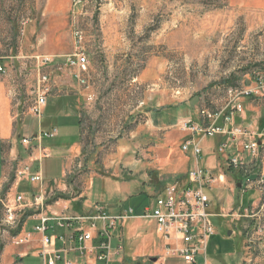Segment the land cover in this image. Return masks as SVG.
<instances>
[{
	"label": "rangeland",
	"instance_id": "1",
	"mask_svg": "<svg viewBox=\"0 0 264 264\" xmlns=\"http://www.w3.org/2000/svg\"><path fill=\"white\" fill-rule=\"evenodd\" d=\"M11 1L6 10L11 33L6 42L19 55H57L62 63L64 55L75 51L74 32H82L81 46L89 60L86 85L70 77L67 65L64 77L67 75L70 82L63 85L79 97L78 112L87 150L102 146L108 158L120 141L132 146L142 163L152 162L144 164L145 168L137 174L148 187L133 185L127 195L121 194L118 182L124 178L121 171L126 170L122 163L118 177L108 168L87 172L81 166L84 180L88 177L86 181H90L96 176L86 190L87 200L99 203L111 213L118 207L132 208L131 217L124 223L125 237L132 235L133 240L159 246L153 221L142 217L144 208L151 206L157 195L155 186L151 185L158 181V173L162 172L167 184L180 176L177 173L182 168L191 169L196 163L191 150H181L180 142L184 139L179 127L153 131L148 126L146 113L188 100L197 111L215 110L225 104L228 87L246 84V80L256 82L257 75L264 74V10L244 11L230 6L229 0H83L80 3L55 0L53 9H62L56 16L45 12L47 0ZM22 22L25 23L22 25ZM51 70L53 74L54 68ZM251 96L255 109L246 110V122L257 111L261 119L264 117V98L259 94ZM32 97L28 90L20 103L22 110L29 106ZM62 103L60 98L48 99L45 113L51 114L53 107ZM67 103L73 109L74 102L68 99ZM36 122L37 119L33 121V128ZM194 138L202 148V156L197 161L199 167H216L215 176L226 175L223 182L218 180L207 190L210 210L226 212L253 203L258 194L240 193L236 183L241 184L243 178L233 177L236 169L228 168L217 153L215 157V139ZM155 143L154 151L151 146ZM41 169L45 176L56 174L60 162L57 158L44 159ZM150 170L157 171V177L149 175ZM77 184L81 186V182ZM1 210L0 253L13 243L12 238L21 225V222H6ZM20 215L19 212L18 221ZM229 219L211 217L216 234L207 243L210 264H220L219 260L224 257L233 264L230 258L240 251L245 238L241 229L244 219H239L237 224L234 223L237 220ZM229 231L232 233L228 234ZM155 256L161 258V251ZM24 262L39 264V259L26 256ZM197 264H201L200 257Z\"/></svg>",
	"mask_w": 264,
	"mask_h": 264
},
{
	"label": "crops",
	"instance_id": "2",
	"mask_svg": "<svg viewBox=\"0 0 264 264\" xmlns=\"http://www.w3.org/2000/svg\"><path fill=\"white\" fill-rule=\"evenodd\" d=\"M9 1L11 0H0V51L5 53L3 57L0 58V64L6 68L5 73H0V197H4L5 194V196L10 194L12 195L13 192H17L23 195V199L26 202L32 199L33 196L38 195L40 192H45L47 195H51L52 193L53 195L47 197L44 200L43 211H41L37 206L33 207L32 205H28L20 212L21 225L18 233L30 232L31 239L25 244L15 245L12 243L3 248L0 253V264H25L24 258L26 256H34L38 258L40 264L41 258L39 256V251L41 249V234L34 230L35 225L39 223L40 217L44 214L49 216L86 215L91 213L94 205L97 204V202H88L86 192L90 185V181L96 176H92L90 181H86L89 180L88 177H86L84 180L85 175L83 177L82 173H80L81 166L83 169H86L87 172L91 169L99 170L101 168H108L113 171V175L118 177L120 175V164L122 163V165L126 167L127 171H121L122 175H124V178L116 180H118L121 185V194L127 195L133 185L140 184L141 186L146 185L148 187V183H145L143 179H140L137 174L145 168L144 164L149 165L152 162L147 161L146 163H142L140 158L135 156L136 153H134V150H132V146L121 143L120 141L117 142L116 148L112 150L108 158L106 157V151H104L102 146L100 148H97L98 146H96L89 149V151L87 150L83 136L81 116L80 112H78L79 97L76 92H70L68 88H66V85H63L70 82L67 75V78L64 77V74L66 73L65 70L68 69L69 73L71 71L70 77L73 78L72 71L74 69L70 67L66 69V64H64V61L59 63L58 57L51 65H48L44 69L50 75V91L47 94L46 103L43 106L40 117L28 113L23 115L21 114L20 103L21 100L27 95L29 88L35 84L36 69L34 68L33 63V65L28 63V67L25 68V63L23 60L19 59V57L31 56L32 54L19 55V53L16 52V48L9 46V43L6 42V40L10 38L9 34L11 33V22L9 21V16L6 12V10L9 9ZM54 1L55 0L46 1L45 12H47V14H55L58 16L60 15L62 9H53ZM229 3L230 6L237 9H243L244 11L264 10V0H229ZM11 5L14 6L12 1ZM19 49H21V47ZM12 66H14L15 69H12ZM52 68L55 70L53 71V74L51 72ZM64 78H66V80ZM248 83L252 84L253 81L246 80V84ZM63 90L68 91L64 93ZM251 97L252 96L242 98L244 111L242 115H237L234 121L236 124L243 125L250 131L257 133L260 142L264 144V117L262 119L259 117L260 111H257L249 122L245 121L246 110H248V108H252L253 110L255 109L251 104L253 101L251 100ZM57 98L62 99V105L58 104L54 106L51 114H46L45 112L47 110L48 99L54 100ZM68 99L74 102L73 109L71 105L67 103ZM248 100L249 102H247ZM246 103H248L247 106ZM191 105V100H188L183 101L178 105H169L164 108H155L151 111H148L146 113L148 126L153 131L158 132L159 130L176 125L181 130V137L184 140L187 138L195 139L194 137L196 135L189 134V132L182 130L180 126V124L186 120H191L194 123L202 122L201 117L199 116V111H197L194 105H192L193 108H189ZM44 113L45 116L43 117L42 115H44ZM73 113L75 120H73ZM35 119H37V122L36 126L33 128V121ZM217 123L223 124L224 122L222 119H219ZM226 126L229 127L230 124H226ZM52 129L55 130L53 137H43L41 139V146L46 153L41 162L44 159L57 158L60 162V170H58L56 174H47L45 176L41 169V163L39 165L38 162H32V170L36 171L39 169L42 180L29 181L24 179L20 181L16 187L12 186V168L18 160L27 161L29 152V149L20 143V138L22 136L34 135L39 131H51ZM213 138L215 139L214 147H217L219 143L226 140L228 137L226 134H217L213 136ZM163 139H166V137L161 138V140ZM245 139L246 137L244 136L238 137L233 143L234 147L231 148L229 152L240 150V143ZM183 141L181 140L180 145ZM156 147L157 143L151 146L152 150L154 151V148ZM219 156H221V160L224 161V157L222 155ZM240 156L246 161V168L236 169V176L233 177L243 178L241 186L236 187L240 190V193L250 191L254 194H258L257 199L253 203L244 205L242 207L247 208L259 199L260 192L255 187L247 186L246 182L259 177L261 170L264 176V168H261L260 162L252 160L251 156L246 152L240 153ZM186 158L189 159V157ZM194 161L196 163L195 158ZM210 169L214 171L216 167H211ZM187 171L188 168H182L180 172L177 173L180 175L177 178L185 175ZM231 171H233V169ZM92 173L96 174L95 172ZM151 174L154 176L156 175L157 177V171L153 172V170H150L149 175ZM158 175V181L151 185L152 187L155 186L154 188H156L157 194L161 192L165 184L164 180L162 179V172L158 173ZM98 177L104 178V176L101 175ZM225 177L226 175H223L222 182L225 180ZM84 181H86V185L83 187ZM77 182H81V186H79ZM159 182L160 184H158ZM79 187H81V191ZM227 187L229 188V184ZM210 206L208 207V210L212 216H221L219 213L224 211V209H219L213 212L210 210ZM104 208L106 209V207ZM123 211L124 209L118 207L113 213L109 211L107 212L109 214H117ZM129 217H131V215ZM221 217L228 218V216L224 215ZM229 218L230 221L237 220L234 222L235 224L238 223V219L231 217ZM124 223L122 226H118L114 230L112 239L113 247H117V245L122 244L123 250L119 255L113 256L109 264H197V261L196 263H189L179 257L157 259L155 255L157 252L161 251L163 242L160 235L156 232L154 221L155 234L160 241L159 246H155V244H149V242L146 243L144 240L141 242H139L137 239L133 240L132 238L134 236L132 235L125 237ZM77 225L78 222L74 223V227ZM83 225L84 228H88V230L91 231L93 235H95L97 230L90 227V223H84ZM97 226H100L99 221L97 222ZM74 227L70 229L54 227L47 231L49 234H61L64 236L63 241L54 240L55 248L60 249L64 246L71 247L73 244H76V241L71 238V235H75L78 232ZM241 229L242 234L244 235L243 228L241 227ZM231 233L232 231L228 232V234ZM90 243H97V239H92ZM247 253L253 254L252 264H264V236L260 237V240L256 245L247 243L246 238H244L241 243L240 251L232 256L233 258L231 257L230 260H233V264H243ZM65 257L72 260L75 264L85 263L90 259L89 255L79 256L73 251L68 252ZM151 257H156V260L150 261L149 259ZM200 258L202 264V257ZM14 261L17 263H14ZM219 263L230 264L229 259H226L225 257L221 258ZM57 264H63V260L58 261Z\"/></svg>",
	"mask_w": 264,
	"mask_h": 264
},
{
	"label": "built area",
	"instance_id": "3",
	"mask_svg": "<svg viewBox=\"0 0 264 264\" xmlns=\"http://www.w3.org/2000/svg\"><path fill=\"white\" fill-rule=\"evenodd\" d=\"M74 1L80 3L83 0ZM24 23L22 22V25ZM82 37L81 31L76 30L74 32L75 51L64 55L63 61L68 67L74 69L72 76L78 84L86 85L89 60L81 46ZM4 54L0 51V58ZM56 58L57 55L49 54H32L31 56L19 57L25 63V68L28 67V63H33L36 69L35 84L29 88V92L33 96L32 101L25 110H22L21 107L22 115L28 113L40 117L46 103L47 94L50 91V75L44 69L51 65ZM12 69H15V67L12 66ZM5 72L6 68L0 64V73ZM253 83H255L254 86ZM253 83L228 87L226 91L228 98L222 107L215 110L208 108L199 110L202 122L194 123L191 120H186L180 124L182 130L189 132L191 135L199 136L201 139L213 137L217 134H226L228 138L219 143L214 151L224 157L228 168H246V161L240 156L242 152L249 154L252 160L259 161L261 168H264V144L260 142L259 136L234 121L235 117L242 115L244 111L242 98L250 97L253 94H259L261 98H264V74L257 75L256 82ZM219 119H222L224 123L218 124ZM226 124H230V126L228 127ZM54 134L55 130L52 129L51 131H39L34 135L20 138V143L27 147L29 152L27 161L18 160L12 168V186L16 187L24 179L29 181L42 180L39 169L33 171L31 163L38 162L40 165L42 158L46 155L41 146V139L43 137H53ZM240 136L246 137L240 143L241 149L229 152L234 147L235 140ZM180 146L184 152L191 150L192 156L196 159V165L188 169L182 177L164 184L161 192L155 196L152 205L144 208L142 217L152 219L155 223L156 232L163 242L161 258L179 257L186 262L196 263L197 258L202 257V264H210L207 258V243L208 239L215 234L216 227L212 223V214L208 210L210 197L207 190L218 180L220 181L223 176L222 174L215 176L210 168L199 167L197 161L202 156L199 141L187 138ZM246 185L259 190V199L247 208L221 211L219 215L238 220L244 219L243 231L247 243L256 245L260 237L264 236V176L262 170L259 177L248 180ZM52 195V193L47 195L45 192H40L26 202L23 195L17 192L0 197V208L3 211L4 220L9 224L19 223L18 214L28 205L37 206L43 211L44 200ZM132 213L133 209L129 208L121 213L109 214L104 206L97 203L94 205L92 212L86 215H42L39 223L34 227V230L41 234L40 264H57L60 260H63V264H75L65 257L70 251L77 253L79 256H90L87 262L79 264H109L112 257L119 255L123 250L122 244L117 245V247L112 245L114 230L118 226H122L125 219ZM98 221L100 226H97ZM76 222H78V225L74 227ZM84 223H90V227L97 230L95 235L88 228H84ZM54 227L76 228L77 234L71 235L76 244L71 247L55 248L54 240L63 241L64 236L47 232ZM94 238L97 239V243H90ZM30 239V232L17 233L13 236L12 242L21 245L27 243ZM252 262L253 254L247 253L243 264H252Z\"/></svg>",
	"mask_w": 264,
	"mask_h": 264
},
{
	"label": "water",
	"instance_id": "4",
	"mask_svg": "<svg viewBox=\"0 0 264 264\" xmlns=\"http://www.w3.org/2000/svg\"><path fill=\"white\" fill-rule=\"evenodd\" d=\"M236 186H237V187H240L241 184H240V183H237ZM149 260H150V261H155V260H156V257H151ZM137 264H140V263H137ZM147 264H148V263H147Z\"/></svg>",
	"mask_w": 264,
	"mask_h": 264
},
{
	"label": "bare ground",
	"instance_id": "5",
	"mask_svg": "<svg viewBox=\"0 0 264 264\" xmlns=\"http://www.w3.org/2000/svg\"><path fill=\"white\" fill-rule=\"evenodd\" d=\"M225 163V162H224ZM221 180L223 179V177L220 178ZM163 189V188H162Z\"/></svg>",
	"mask_w": 264,
	"mask_h": 264
},
{
	"label": "trees",
	"instance_id": "6",
	"mask_svg": "<svg viewBox=\"0 0 264 264\" xmlns=\"http://www.w3.org/2000/svg\"><path fill=\"white\" fill-rule=\"evenodd\" d=\"M58 196H60V195H58Z\"/></svg>",
	"mask_w": 264,
	"mask_h": 264
}]
</instances>
